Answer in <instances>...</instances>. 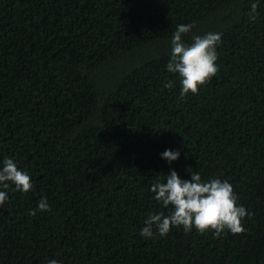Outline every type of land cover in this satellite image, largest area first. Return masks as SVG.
Returning <instances> with one entry per match:
<instances>
[{
	"label": "trees",
	"instance_id": "1",
	"mask_svg": "<svg viewBox=\"0 0 264 264\" xmlns=\"http://www.w3.org/2000/svg\"><path fill=\"white\" fill-rule=\"evenodd\" d=\"M193 21L189 44L221 34L219 71L181 98L166 65ZM6 156L33 188L0 206V264H264V0H0ZM171 169L231 183L245 231L141 236Z\"/></svg>",
	"mask_w": 264,
	"mask_h": 264
},
{
	"label": "clouds",
	"instance_id": "2",
	"mask_svg": "<svg viewBox=\"0 0 264 264\" xmlns=\"http://www.w3.org/2000/svg\"><path fill=\"white\" fill-rule=\"evenodd\" d=\"M258 3L251 7L250 19H256ZM195 27V22L181 23L173 32L171 38V55L166 65L171 73H178L181 83L180 97H185L189 92L198 94L202 85L207 84L219 71L216 61L218 59L217 45L221 43L220 33H207L203 37L194 35L192 43L183 39V35L189 33ZM171 89L173 82L164 85ZM162 158L169 163L180 156L179 150H165ZM0 206L8 200L10 185L15 190L28 192L33 184L30 175L18 167L14 157H4L0 162ZM154 193V199L161 204L162 209L158 213H149L144 221L145 226L140 234L146 238L155 235L166 236L172 227H183L190 232L193 227L204 233L212 230L216 237L222 233L242 234L245 231L243 221L251 217L243 205L237 201L231 183L219 178L203 179L199 172H192L190 179H182L174 169L169 170L166 176L162 175L150 188ZM37 211H51L47 197H42L37 208L30 211V215H36ZM155 228V232L153 229ZM47 264H60L56 259H51Z\"/></svg>",
	"mask_w": 264,
	"mask_h": 264
}]
</instances>
